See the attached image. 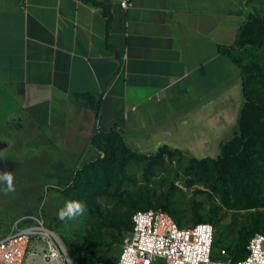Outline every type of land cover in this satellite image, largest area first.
Here are the masks:
<instances>
[{
  "label": "crops",
  "instance_id": "1",
  "mask_svg": "<svg viewBox=\"0 0 264 264\" xmlns=\"http://www.w3.org/2000/svg\"><path fill=\"white\" fill-rule=\"evenodd\" d=\"M95 1L0 0V128L51 135L61 118V149L75 168L65 189L103 159L96 133H119L142 155L177 149L168 137L195 122L233 137L244 97L219 47L245 22L239 1Z\"/></svg>",
  "mask_w": 264,
  "mask_h": 264
},
{
  "label": "rangeland",
  "instance_id": "2",
  "mask_svg": "<svg viewBox=\"0 0 264 264\" xmlns=\"http://www.w3.org/2000/svg\"><path fill=\"white\" fill-rule=\"evenodd\" d=\"M236 1L245 10L246 30L251 32L253 43L231 53L243 63L258 66L262 80L251 77L249 89L251 100L262 107L264 47L259 43L264 42V0ZM238 88L235 91L239 94L241 86ZM54 122L51 135H39L34 128L30 131L25 128L20 133L5 126L0 128V143L7 144L0 150V173H13L15 188L7 194L0 190V239L17 223L19 229L33 224L25 218L42 217L46 227L62 240L74 264L112 262L131 231L133 214L151 209H167L165 212L182 228L210 223L215 229L216 251L226 249L231 257H244L250 239L264 234V206L240 209L231 202L230 206L224 203L227 195L235 192L262 200L258 196H264V187L261 193L241 182L222 187L211 170L190 166L191 159H217L223 144L232 136L222 127L204 128L207 125L202 121L185 125L168 137L178 142L177 149L170 148L182 155L158 152L144 158L126 155L127 162L122 167L124 146L114 142L105 150L109 157L107 169L95 162L92 169L82 168L77 174L80 182L76 195L86 203L87 210L70 220L59 219V210L67 201L75 200L73 191L64 193L60 188L65 183V172L75 168L61 147L59 124L63 121L57 118ZM87 150L83 153L87 154L86 158L91 155ZM253 163L259 179H264V162ZM4 188L6 184L0 183V189ZM38 245L39 256L29 255L27 264H42L41 247L46 249V244L34 242L30 250Z\"/></svg>",
  "mask_w": 264,
  "mask_h": 264
},
{
  "label": "built area",
  "instance_id": "3",
  "mask_svg": "<svg viewBox=\"0 0 264 264\" xmlns=\"http://www.w3.org/2000/svg\"><path fill=\"white\" fill-rule=\"evenodd\" d=\"M132 0H121L128 9ZM32 225L18 228L0 239V264H27L39 256L33 243L41 247L42 264L60 262L74 264L62 240L45 225L42 217H27ZM132 230L124 240L115 261L94 264H262L264 262V234L254 235L247 246V255L234 260L226 249L216 251L215 229L211 224L198 223L181 228L173 217L162 210L137 211L132 216Z\"/></svg>",
  "mask_w": 264,
  "mask_h": 264
},
{
  "label": "trees",
  "instance_id": "4",
  "mask_svg": "<svg viewBox=\"0 0 264 264\" xmlns=\"http://www.w3.org/2000/svg\"><path fill=\"white\" fill-rule=\"evenodd\" d=\"M92 3L93 5L99 6V2L95 0H84ZM246 22L239 28L235 41L232 45L227 47H219V50L227 54L228 57L237 65L239 69V75L241 79L244 103L240 109L239 117L237 121V130L233 137L225 144H223L221 155L217 159H203L198 161L196 159H191V165H195V168L201 170H211L217 178V181L220 182L222 187H227L228 184H236L238 182L247 183L252 185L253 190L257 192H262L264 187V179H259V174L255 169V161L264 162V106L260 107L254 104V101L251 100L250 94L251 90L249 89V79L254 77L258 80H262L261 72L253 64L243 63L240 59L235 58L231 51L232 50H241L248 46L250 43H253L251 32L246 30ZM260 46L264 47V42L259 43ZM94 105V104H93ZM264 105V104H263ZM95 108L98 111L100 103H95ZM114 142H120L123 144L124 148L122 150V167H125L128 156H133L136 158H144L139 153L134 154L125 144L123 136L119 133H96L93 138V144L102 150L104 157L102 160L97 161V164L103 165V169L106 168V161L109 157H106L108 153L105 151L107 148L111 147ZM158 153H170L172 155L181 154L178 150H173L168 146H163L158 150ZM128 155L127 157H125ZM182 155V154H181ZM95 164L88 165L89 169H92ZM85 167V168H87ZM193 168V166H192ZM80 172V171H79ZM78 174V173H77ZM75 175L71 180L66 184L67 188L65 189V183L60 186L63 189V192L71 190L75 193V200H80L77 197L78 184L80 179L79 175ZM229 186V185H228ZM227 195L224 199V203L227 206H230V202L233 203V207L240 209H248L251 206H264V196L261 199L249 197L247 195H242L238 192ZM233 198V199H232ZM233 200V201H232ZM255 200V203H251ZM167 209H165L166 211ZM168 213V212H167ZM170 214V213H168ZM171 215V214H170ZM172 216V215H171ZM206 223V222H201ZM132 224V221H131ZM198 224V223H197ZM210 224V223H208ZM182 228V227H181ZM132 230V227H131ZM216 246V240L214 244V249ZM216 250V249H215ZM247 255V250L246 254ZM244 256V257H245ZM242 257V258H244ZM234 260H239L242 258L232 257ZM116 260V259H115ZM114 260V261H115ZM106 262V261H105Z\"/></svg>",
  "mask_w": 264,
  "mask_h": 264
},
{
  "label": "clouds",
  "instance_id": "5",
  "mask_svg": "<svg viewBox=\"0 0 264 264\" xmlns=\"http://www.w3.org/2000/svg\"><path fill=\"white\" fill-rule=\"evenodd\" d=\"M14 176L11 172H4L0 173V183L6 184V188L0 189L7 193H11L15 191L14 188ZM87 210V205L84 201L81 200H69L65 203L64 207H62L59 212L58 216L59 219H73L78 215H83L84 212ZM247 264H251V259L247 262ZM264 264V262H262Z\"/></svg>",
  "mask_w": 264,
  "mask_h": 264
},
{
  "label": "water",
  "instance_id": "6",
  "mask_svg": "<svg viewBox=\"0 0 264 264\" xmlns=\"http://www.w3.org/2000/svg\"><path fill=\"white\" fill-rule=\"evenodd\" d=\"M6 146H7V144L0 143V150L3 149V148H5Z\"/></svg>",
  "mask_w": 264,
  "mask_h": 264
}]
</instances>
